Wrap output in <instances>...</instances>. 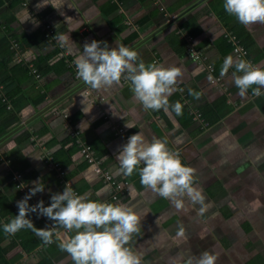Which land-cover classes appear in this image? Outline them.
I'll return each instance as SVG.
<instances>
[{
  "label": "crops",
  "instance_id": "crops-1",
  "mask_svg": "<svg viewBox=\"0 0 264 264\" xmlns=\"http://www.w3.org/2000/svg\"><path fill=\"white\" fill-rule=\"evenodd\" d=\"M39 2L0 0V264H74L55 237L45 244L31 229L4 232L33 181L44 191L32 196L30 207L41 200L49 206L67 185L91 200L147 213L128 245L142 264H172L176 256L186 262L203 251L213 252L216 264H264V95L253 96V85L239 96L234 68L220 75L230 55L264 68V24H241L225 11V0H46L63 5L37 9ZM26 9L32 20L21 23ZM60 33L75 45L62 46ZM93 40L135 50L137 64L181 68L169 110H146L123 77L100 90L78 78L74 60ZM189 42L205 62L189 55ZM176 102L183 106L180 115L171 108ZM137 132L149 142L165 141L193 169L202 214L201 204L186 197L189 210L177 211L171 200L141 185L139 169L131 176L119 171L117 154ZM254 201L261 206L254 208ZM27 218L36 228L54 224L38 213ZM178 226L188 239L176 237Z\"/></svg>",
  "mask_w": 264,
  "mask_h": 264
},
{
  "label": "clouds",
  "instance_id": "clouds-1",
  "mask_svg": "<svg viewBox=\"0 0 264 264\" xmlns=\"http://www.w3.org/2000/svg\"><path fill=\"white\" fill-rule=\"evenodd\" d=\"M49 4L55 9L63 5L40 0L36 8L41 9ZM224 9L245 26L264 24V0H225ZM29 20L32 17L26 9L21 14V23ZM65 23L71 25L73 18L66 16ZM58 40L62 46L66 43L75 45L66 33H60ZM137 60L138 53L127 46L109 49L106 43L101 47V42L93 40L83 45L74 64L78 78L92 89L118 85L123 77L131 82L135 99L146 110L163 109L167 112L169 97L183 74L181 68L164 67L155 62L146 65L141 61L137 64ZM230 68L235 69L232 80L239 89V96H246L253 85L258 86L252 88L253 96L264 95L261 92V88H264V68L242 58L234 59L231 55L224 60L220 75H228ZM189 92L199 99V93L191 89ZM182 107L180 102L171 105L177 115L182 114ZM90 111L83 108L84 113ZM126 127L135 126L126 123ZM116 159L120 164L119 171L124 176H131L139 169L141 185L171 200L177 211L189 210L185 207V197L192 204H201V214L205 211L203 197L193 186V169L185 166L179 154L169 150L165 141L153 139L149 142L142 132H137L129 137ZM33 184L35 186L29 193L17 202L18 215L4 225L5 233L14 235L21 229H31L45 244H52L55 237L59 241V248L69 254L74 264H142V255L128 245L133 234L140 233L141 221L147 213L141 214L122 203L91 200L88 194L77 195L67 185L62 193L51 196L49 206L46 207L41 200L30 207L28 201L32 196L44 191L41 182L33 181ZM253 206L258 208L261 205L259 201H254ZM29 213H38L54 221V224L52 227L36 228L32 220L27 218ZM57 226L65 231H58ZM71 232L74 235L68 234ZM176 237L188 239L183 226H178ZM171 260L172 264H216L217 256L211 251H203L199 256H190L186 262L180 256L172 257Z\"/></svg>",
  "mask_w": 264,
  "mask_h": 264
},
{
  "label": "built area",
  "instance_id": "built-area-1",
  "mask_svg": "<svg viewBox=\"0 0 264 264\" xmlns=\"http://www.w3.org/2000/svg\"><path fill=\"white\" fill-rule=\"evenodd\" d=\"M181 34L183 33L184 36H186L188 39H191V35L189 33H184L183 31H180ZM236 50L240 53V54H245L247 53V49L243 46V45H237L236 46ZM188 52H189V55L192 56L194 59H197V60H201V61H204L206 60V56L201 52L199 51V49H197L192 43L189 42V45H188ZM209 70L211 72H213L214 68L211 64H208L207 65ZM214 79V78H213ZM85 153H87V157L89 158L90 161H94L95 159L93 158L92 156V153L90 152L89 148H85Z\"/></svg>",
  "mask_w": 264,
  "mask_h": 264
},
{
  "label": "trees",
  "instance_id": "trees-1",
  "mask_svg": "<svg viewBox=\"0 0 264 264\" xmlns=\"http://www.w3.org/2000/svg\"><path fill=\"white\" fill-rule=\"evenodd\" d=\"M226 38H228V36H227ZM183 41H185V40L183 39ZM1 208H2V207H1ZM36 245L38 246L39 243H37ZM0 258H1V260H3L2 254H0ZM49 262H50V263H49ZM44 264H53V262H52V260L50 259V261L47 260L46 262H44Z\"/></svg>",
  "mask_w": 264,
  "mask_h": 264
}]
</instances>
